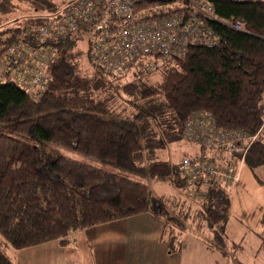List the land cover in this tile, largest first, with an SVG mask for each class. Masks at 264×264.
Returning <instances> with one entry per match:
<instances>
[{
	"label": "trees",
	"instance_id": "trees-1",
	"mask_svg": "<svg viewBox=\"0 0 264 264\" xmlns=\"http://www.w3.org/2000/svg\"><path fill=\"white\" fill-rule=\"evenodd\" d=\"M209 2L214 18L193 6L186 13L195 12L214 42L189 44L182 55L162 60L152 71L104 72L89 58V42L74 35L55 43L60 56L48 66V83L38 97L0 80V264H15L2 239L13 249L51 240L66 245L76 230L144 212L162 221L159 239L169 252L179 250L181 235L191 230L224 253L235 249L226 232L227 189L208 177L196 176L192 183L181 163L188 158L237 165L238 153L216 140L203 144L193 135L192 119L201 116L218 131L256 134L243 164L264 187L254 171L264 165V0ZM55 9L51 0H0V52L25 17ZM17 10L21 17L3 27ZM237 22L243 30L230 26ZM84 49L95 67L90 74L81 66ZM182 140L195 146L194 152L175 163L163 156ZM46 144L122 172L52 156L42 149ZM127 173L167 180L185 196H156L146 182ZM260 223L256 234L264 248V213Z\"/></svg>",
	"mask_w": 264,
	"mask_h": 264
},
{
	"label": "built area",
	"instance_id": "built-area-1",
	"mask_svg": "<svg viewBox=\"0 0 264 264\" xmlns=\"http://www.w3.org/2000/svg\"><path fill=\"white\" fill-rule=\"evenodd\" d=\"M189 6L214 18L209 0H70L54 11L29 15L0 52V80L19 84L38 97L48 83V66L60 56L55 43L74 35L89 42L91 61L104 72L152 71L162 60L182 55L189 44L214 42L195 12L186 13ZM32 19L38 22L30 24ZM230 26L243 30L238 22ZM202 118L192 119L197 125L193 135L203 144L211 146L216 140L238 153L237 165L213 166L185 158L181 167L192 183L197 177L224 186L238 182L244 154L256 134L218 131Z\"/></svg>",
	"mask_w": 264,
	"mask_h": 264
},
{
	"label": "rangeland",
	"instance_id": "rangeland-1",
	"mask_svg": "<svg viewBox=\"0 0 264 264\" xmlns=\"http://www.w3.org/2000/svg\"><path fill=\"white\" fill-rule=\"evenodd\" d=\"M55 7H61L63 4L67 3L70 0H51ZM22 15V11L17 10L12 14H9L2 22L3 27L13 25L12 22L17 20L16 18H20ZM88 43V41H86ZM84 43L87 47V43ZM81 42V47L84 45ZM82 56L83 66L82 70L84 73L90 74L95 70L94 65L91 64V61L88 58V50L84 49ZM153 77L159 78L158 75H154ZM27 142L39 144L40 143L34 139L29 138L25 139ZM44 151L47 150L50 152V155H63L76 160H80L83 162H87L89 164L95 165L100 168H105L110 171L122 172L120 169L116 168L111 164H107L96 160L94 158L85 156L75 150L54 145V144H46L42 147ZM47 149V150H46ZM195 146H190L182 141L173 143L169 146L168 149L163 150V156L166 158H170L173 163L177 162L183 155L191 154L194 152ZM241 167V166H240ZM240 171V177L238 182L234 184L226 185L227 193L229 196V219L226 224V232L227 236L231 241L236 243L235 252L234 247L229 251L231 256L238 255L240 259H234L230 255L226 257L229 260V264H237L238 260L243 264H264V248L261 245V239L257 236L256 231L260 228V220L262 214L264 213V187L258 184L252 174V172L246 168L245 164L242 165ZM255 174L258 177L264 179V165L258 166L254 169ZM131 178L140 180L142 182H146L152 192L159 196L162 193L170 194V195H181L182 193L175 187H173L167 180L163 179H153L149 178V176H142L136 174L127 173ZM182 197L185 194L181 195ZM179 196V197H181ZM181 197V198H182ZM189 198H193L195 196H188ZM187 197V198H188ZM197 199L199 197H196ZM195 200V199H194ZM195 202V201H194ZM100 229V227H87L84 229L76 230L73 232L71 242L73 246L63 245L58 246V250L47 248L46 252L49 253L47 255V262H54L51 257L55 256L57 261L65 262L67 259H71V262L76 260L80 253L86 251L88 248L87 240L94 235L93 230ZM3 243V248L10 259L16 264H25L27 261V249H13L9 247V245L1 240ZM56 243V242H54ZM59 243V242H58ZM54 247V246H53ZM238 249V250H237ZM49 256V257H48ZM225 257V256H224ZM89 261V257H87ZM54 264V263H53Z\"/></svg>",
	"mask_w": 264,
	"mask_h": 264
},
{
	"label": "crops",
	"instance_id": "crops-1",
	"mask_svg": "<svg viewBox=\"0 0 264 264\" xmlns=\"http://www.w3.org/2000/svg\"><path fill=\"white\" fill-rule=\"evenodd\" d=\"M91 227H100V229L93 230L94 235L87 240L88 248L86 251L80 253L73 262H71V259L60 262L57 261L55 256H52L53 263L229 264V260L226 257L231 256L229 251L227 253L222 252L192 230L181 235L179 250L169 252L166 243L159 239L162 221L151 212L139 213ZM70 238L72 240V236ZM72 244L74 243L70 241L66 246H73ZM58 246L62 247L63 245L58 243L57 240H51L29 246L27 247L28 249L25 248L27 249V261L25 264H53L51 261H46L47 255H49L46 249H56L57 251ZM235 251L234 249L233 252ZM87 257L90 258L89 261ZM231 257L240 259L237 254H233ZM237 264L243 263L238 260Z\"/></svg>",
	"mask_w": 264,
	"mask_h": 264
}]
</instances>
